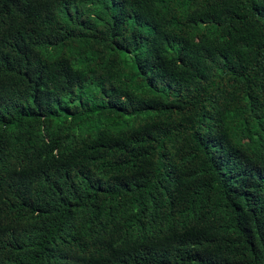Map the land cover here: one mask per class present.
Returning <instances> with one entry per match:
<instances>
[{"label": "trees", "instance_id": "1", "mask_svg": "<svg viewBox=\"0 0 264 264\" xmlns=\"http://www.w3.org/2000/svg\"><path fill=\"white\" fill-rule=\"evenodd\" d=\"M0 264H264V0H0Z\"/></svg>", "mask_w": 264, "mask_h": 264}]
</instances>
